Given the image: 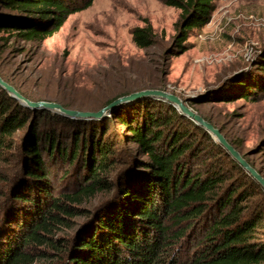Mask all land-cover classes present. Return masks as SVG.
I'll return each mask as SVG.
<instances>
[{"label": "trees", "instance_id": "obj_1", "mask_svg": "<svg viewBox=\"0 0 264 264\" xmlns=\"http://www.w3.org/2000/svg\"><path fill=\"white\" fill-rule=\"evenodd\" d=\"M216 1H165L181 11L177 54L188 51L193 30L211 22ZM94 2L0 0V32L42 43ZM132 34L140 50L156 43L149 21ZM256 70L257 76L218 100L264 98V56ZM203 119L239 152L217 125ZM79 121L24 108L0 87V164L8 167L0 174V264H264V240L258 237L264 211L247 209L249 193L227 171L213 164L197 170V136L213 142L214 157L223 155L230 169L251 176L222 154L203 128L165 101L152 99L92 120L88 130ZM61 122L74 127L70 135ZM112 127L127 134L113 136ZM19 131L23 134L15 141ZM127 141L145 160L125 154ZM60 166L75 171L63 172L61 178L68 180L58 194L52 169ZM248 185L261 188L252 178ZM78 217L84 220L75 224Z\"/></svg>", "mask_w": 264, "mask_h": 264}, {"label": "rangeland", "instance_id": "obj_2", "mask_svg": "<svg viewBox=\"0 0 264 264\" xmlns=\"http://www.w3.org/2000/svg\"><path fill=\"white\" fill-rule=\"evenodd\" d=\"M165 1L95 0L86 11L71 15L59 32L42 43L0 32V74L31 102H56L83 112H98L110 99L125 92L166 91L217 125L264 177V98L218 100L224 92H233L242 81L258 75L256 64L264 56V0H217L211 22L193 30L188 51L178 54L174 41L181 11ZM146 21L156 33V43L140 50L132 32L145 26ZM29 109L79 121L55 111ZM83 121L84 128L91 129L87 124L92 120ZM61 128L67 136L74 130L66 122ZM116 130L110 129L113 136L119 132L127 134L122 127ZM22 134L19 131L14 140L18 141ZM197 140L200 153L194 161L197 170L205 171L213 164L227 171L234 183H241L242 189L249 193L247 209L256 207L264 211L263 189L248 185L251 178L230 169L223 155L214 157L217 149L204 135L199 134ZM214 143L228 156L215 140ZM124 147L130 159L145 160L137 153L135 144L127 141ZM63 167L52 169L57 175L58 194L68 180L61 178L63 172L75 171L73 166ZM7 169L2 162L0 174ZM1 186L0 182V189ZM83 220L78 217L74 222ZM62 233L71 236L73 231ZM258 237L264 240V230L258 232Z\"/></svg>", "mask_w": 264, "mask_h": 264}, {"label": "water", "instance_id": "obj_3", "mask_svg": "<svg viewBox=\"0 0 264 264\" xmlns=\"http://www.w3.org/2000/svg\"><path fill=\"white\" fill-rule=\"evenodd\" d=\"M0 87H2L8 94L19 101V103L27 108L32 109H46L50 111H55L69 119L74 120H101L107 118L114 110L143 99H155L163 100L166 103L172 105L182 116L190 119L197 126L203 128L220 146L224 153H226L233 160H236L241 168L254 179L264 191V177L257 172L254 167H251L249 163L244 159L241 154L234 149V147L225 139L218 128H215L211 123L204 120L203 117L196 112H194L184 100L166 91L144 89L143 91L134 92L123 97H119L112 102H110L107 107L103 108L98 112H83L79 110H70L63 107L59 103L51 102H31L25 96H23L19 91H16L14 87L9 85L0 76Z\"/></svg>", "mask_w": 264, "mask_h": 264}]
</instances>
